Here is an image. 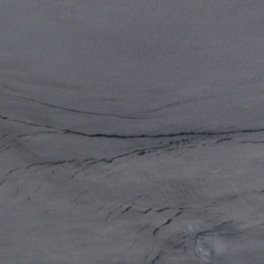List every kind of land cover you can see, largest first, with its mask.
Masks as SVG:
<instances>
[{
	"label": "water",
	"instance_id": "obj_1",
	"mask_svg": "<svg viewBox=\"0 0 264 264\" xmlns=\"http://www.w3.org/2000/svg\"><path fill=\"white\" fill-rule=\"evenodd\" d=\"M0 264H264V0H0Z\"/></svg>",
	"mask_w": 264,
	"mask_h": 264
}]
</instances>
